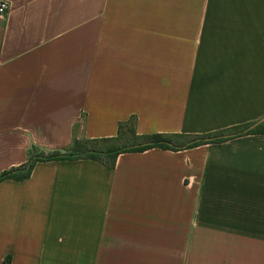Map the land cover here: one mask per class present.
Here are the masks:
<instances>
[{
	"label": "crops",
	"instance_id": "1",
	"mask_svg": "<svg viewBox=\"0 0 264 264\" xmlns=\"http://www.w3.org/2000/svg\"><path fill=\"white\" fill-rule=\"evenodd\" d=\"M0 172L74 139L264 118V0H4ZM253 126V125H252ZM0 264H264V133L36 161L0 181Z\"/></svg>",
	"mask_w": 264,
	"mask_h": 264
},
{
	"label": "trees",
	"instance_id": "2",
	"mask_svg": "<svg viewBox=\"0 0 264 264\" xmlns=\"http://www.w3.org/2000/svg\"><path fill=\"white\" fill-rule=\"evenodd\" d=\"M252 122L240 124L206 134H136L132 120L118 124L112 137L94 139H74L63 152L44 154L34 148L27 152L23 164L0 172V181L4 179L22 180L30 175L36 161L88 158L100 162L111 169L119 153L144 151L153 147L179 150L210 142H220L249 133H264V121L252 126Z\"/></svg>",
	"mask_w": 264,
	"mask_h": 264
},
{
	"label": "built area",
	"instance_id": "3",
	"mask_svg": "<svg viewBox=\"0 0 264 264\" xmlns=\"http://www.w3.org/2000/svg\"><path fill=\"white\" fill-rule=\"evenodd\" d=\"M8 9V4L4 0H0V15H3Z\"/></svg>",
	"mask_w": 264,
	"mask_h": 264
},
{
	"label": "water",
	"instance_id": "4",
	"mask_svg": "<svg viewBox=\"0 0 264 264\" xmlns=\"http://www.w3.org/2000/svg\"><path fill=\"white\" fill-rule=\"evenodd\" d=\"M263 121H264V118L258 120L256 123L253 124V126L256 125V124H258V123H260V122H263Z\"/></svg>",
	"mask_w": 264,
	"mask_h": 264
}]
</instances>
